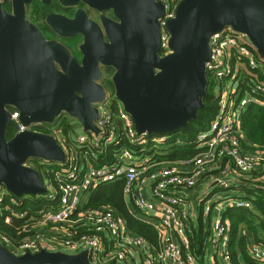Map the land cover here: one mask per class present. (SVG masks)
Returning a JSON list of instances; mask_svg holds the SVG:
<instances>
[{
	"label": "built area",
	"instance_id": "obj_1",
	"mask_svg": "<svg viewBox=\"0 0 264 264\" xmlns=\"http://www.w3.org/2000/svg\"><path fill=\"white\" fill-rule=\"evenodd\" d=\"M157 1L164 5L159 17V53L164 56L172 51L168 23L183 0ZM209 44L206 72L208 87L218 100V113L210 127L197 136L200 152L180 164L168 163L162 154L163 147L170 146L171 136L139 133L115 90L107 91L103 102L94 103L98 133L82 132L74 137L75 128L68 123L70 114L65 111L51 123L25 125L20 112L11 110L15 134L26 130L50 134L62 146L66 158L63 162L27 160L25 165L40 172L46 187V192L35 198L30 194L16 196L5 185L0 187V209L7 211L5 222L11 225L16 219L23 220L19 229L27 235L14 242L7 234H0V242L18 256L42 249L70 255L86 251L90 264H200L187 225L185 193L220 160L231 161L240 174L251 172L264 160V150L245 143L242 127L244 112L251 105L264 106V56L246 33L231 26L214 33ZM181 165L190 169H181ZM227 171L221 170L222 174ZM214 179L215 186L232 185L225 176ZM117 181L123 183L124 195L140 219L156 229L157 244L134 232L125 216L111 205L83 204L87 193ZM28 198L45 203L37 209H21ZM231 204L252 208V202L243 198ZM211 209L207 205L205 212L209 214ZM230 242L229 223L216 220L204 242L208 245L205 264H220L219 258L225 264H234ZM250 254L264 263V245H253Z\"/></svg>",
	"mask_w": 264,
	"mask_h": 264
},
{
	"label": "water",
	"instance_id": "obj_2",
	"mask_svg": "<svg viewBox=\"0 0 264 264\" xmlns=\"http://www.w3.org/2000/svg\"><path fill=\"white\" fill-rule=\"evenodd\" d=\"M51 0H41L47 4ZM84 1L113 8L120 23L109 27L111 43H103L97 25L82 13L75 19L58 14L49 22L66 32L81 31L82 65L57 44L46 40L27 19L32 0H0V187L16 196L46 192L40 172L25 163L30 158L65 161L54 136L26 130L8 138L11 108L20 121L51 123L61 112L82 122L83 132L98 133V110L105 100L98 62L116 68L113 83L118 99L132 115L139 133L170 134L186 128L205 106L208 93L206 62L211 36L231 26L246 33L264 56V0H183L168 23L171 52L160 56L159 17L164 5L157 0ZM10 2L12 9H5ZM54 59L64 72L57 71ZM0 264H90L87 252L70 255L42 249L15 255L0 242Z\"/></svg>",
	"mask_w": 264,
	"mask_h": 264
},
{
	"label": "trees",
	"instance_id": "obj_3",
	"mask_svg": "<svg viewBox=\"0 0 264 264\" xmlns=\"http://www.w3.org/2000/svg\"><path fill=\"white\" fill-rule=\"evenodd\" d=\"M4 7L7 10L12 9L10 2L4 3ZM58 0H51L49 3L45 4L40 0H33L32 3L27 5L29 17L33 20L36 18H45L50 13L59 8ZM36 15V16H35ZM207 95L205 97V106L203 109L198 111V117L195 120H191L186 128H181L176 130L169 135L170 146L179 147L178 151L173 154L164 155L168 160H182L188 159L195 156L200 150L197 148V136L200 132L206 131L213 119L218 113V100L212 93L210 87L207 88ZM15 108H12L13 111ZM242 127L245 133V143H258L264 144V106H251L248 111L243 115ZM16 123L12 121L8 128L6 135L11 138L15 135ZM256 142V143H255ZM173 147V148H175ZM220 166V170L229 166L234 167L233 163L227 159L220 160L217 163ZM237 177V181L242 185L245 191L246 198L252 202L253 208L232 206L228 207L224 211V219L229 220L231 223V235L235 238L239 226L244 223L247 226L248 232L253 240L264 245V179H259L264 177V160L260 165H258L254 170L247 174H241ZM36 195H33L35 198ZM28 198L25 200L24 206L21 209L35 208L41 206L45 203L44 200ZM38 201V204H33ZM90 206H99L102 204L111 205L118 211H122L129 223V226L134 229L137 233L142 234L154 241L156 238V232L152 225L146 223L139 218L135 217L132 213L128 211L123 200V185L117 184L113 187L102 186L98 187L92 196L90 197ZM121 212V213H122ZM7 211L5 209H0V234H7L12 238V241L18 242L19 240L26 237L25 232L20 231L21 225L24 223L23 220H17L9 225L5 222V215ZM193 248L196 253L202 250L204 242L206 240V233L203 229L199 231L195 230L192 234ZM231 240V245H233L234 240ZM243 241V242H242ZM245 238L243 237L239 243L240 246L243 245ZM196 247V248H195ZM242 251L244 252V258L248 264H264L252 257L247 255L245 248L242 246ZM233 249V247H232ZM236 254V250H232ZM236 264H239L236 262Z\"/></svg>",
	"mask_w": 264,
	"mask_h": 264
},
{
	"label": "crops",
	"instance_id": "obj_4",
	"mask_svg": "<svg viewBox=\"0 0 264 264\" xmlns=\"http://www.w3.org/2000/svg\"><path fill=\"white\" fill-rule=\"evenodd\" d=\"M255 105L258 106L259 104H253L251 106H255ZM261 106H263V105H261ZM248 109L244 112V114L248 111ZM250 144H254V143L252 142ZM172 145L173 144H171V146H168L165 148L163 147L162 150H164L165 152H163L162 154H165V155L166 154H173L179 150L178 149L179 147H175L176 144L174 146H172ZM173 147H175V148H173ZM197 148L200 150V148L198 147V144H197ZM248 148H251L250 151L252 150V147H248ZM166 159H168V158H166ZM180 161H182V160H168V163L180 164L179 163ZM181 169L188 170V169H190V167L181 165ZM223 169H225V168H223ZM226 169H228V171L225 174H222V172L220 170V166L218 164H216L215 168H212L209 173H207L201 179H199L197 186L194 189L185 193L184 202H185V204L188 208V211H189V219L187 220V225L189 226V228H191L192 233L195 230L199 231L200 229H203V232L206 233V236H209L212 233L214 222L216 220H222V221H227L229 223L230 235H231V230H232L231 223L229 220L224 219L223 213L228 207L235 206L234 204L233 205L231 204V202L235 201V200H229L227 203H225L223 200H225L226 198L216 197L215 202H213L212 199L218 193L217 190L239 191L241 195H245V191H244V188L242 187V185L237 181V177H240L239 175H241L237 171V169H235V167H231V166H229V168L226 167ZM217 176H221V177L225 176L226 178L231 180L232 185L228 188H224V187L217 186V185L215 186L214 185V183H215L214 178ZM262 179H264V177H262ZM117 184L123 185V183L121 181H117V182L109 183V184L102 185V186L113 187ZM102 186H99V187H102ZM94 191L90 192V196L88 197L87 202H86L87 205H89L88 203H89L90 197L92 196ZM240 198H243V197H240ZM243 199H246V198H243ZM123 200L125 202L126 207L128 208V211L130 213H132L135 217L140 219L139 213L136 212V210L133 208L131 202L125 197L124 192H123ZM246 200H248V199H246ZM212 202H213V204H212ZM207 205H211V207H212L209 214H207L205 212ZM252 208H253V205H252ZM122 214L125 216V214L123 212H122ZM142 221H144V220H142ZM144 222L149 223L147 221H144ZM149 224L152 225L151 223H149ZM128 225H129V223H128ZM132 230L134 232H136L134 229H132ZM154 230L156 232L155 228H154ZM243 237L245 238V241H244L242 246L245 248L244 249L245 252H247V255L250 257H252L250 252H251L253 245L258 244L250 236L248 229H247V226L244 223H242L237 230L235 238H233L231 235V240H232V238L234 240L233 245H231V242L229 245V249H230V252L232 254L234 264H236V262L239 264H248V262L244 258V252L242 251V248H241L242 246L239 245V243ZM149 241L153 244L158 243L157 232H156L155 240L152 241L149 239ZM232 247H233V249H232ZM207 248H208V245H206L204 243V246H202V250L197 253L199 256L198 261L200 262V264L207 263L206 258L204 259V256L207 253ZM232 250H236L237 251L236 254H234V252ZM209 254H210V252L208 253V255ZM218 260H219L220 264H225L223 262V259L219 258Z\"/></svg>",
	"mask_w": 264,
	"mask_h": 264
},
{
	"label": "flooded vegetation",
	"instance_id": "obj_5",
	"mask_svg": "<svg viewBox=\"0 0 264 264\" xmlns=\"http://www.w3.org/2000/svg\"><path fill=\"white\" fill-rule=\"evenodd\" d=\"M58 2L59 9L53 11L45 18H36L33 20L29 17L27 9V19L39 28L47 41L61 46L70 53L80 65H82L84 58L82 45L85 42V35L81 31L66 32L59 29L49 22V16L52 14H58L67 19H75L79 17V13H82L87 19L93 21L97 25L101 32L103 43H111L107 29H109L112 24L120 23L121 21L117 17L113 8H98L91 6L84 1H80L76 4H66L65 2H60V0H58ZM54 64L57 71L64 72L62 66H60L56 59H54ZM98 66L101 75L99 79L95 80V82L104 88L106 96L107 91L115 90L112 79L116 72V68L112 65L103 64L101 61L98 62Z\"/></svg>",
	"mask_w": 264,
	"mask_h": 264
},
{
	"label": "rangeland",
	"instance_id": "obj_6",
	"mask_svg": "<svg viewBox=\"0 0 264 264\" xmlns=\"http://www.w3.org/2000/svg\"><path fill=\"white\" fill-rule=\"evenodd\" d=\"M68 123H70L75 128V132H74V135H73L74 137L77 134H81L83 132L82 131V129H83L82 122L78 118H76L74 116H70ZM67 129H68V127L64 128L66 134L69 133V130H67ZM203 132H205V131H203ZM256 144L259 146V149L264 150V144H258V143H256ZM262 177L259 178V179H262ZM217 191H218V193L212 199L213 202H215L216 197H218V198H226L225 200H223L225 203H227L229 200H237L240 197H246V195H241L239 191H233V190H228V191H226V190L225 191L224 190H217ZM89 196H90V193H87L84 196L83 204H86L87 199H88ZM213 202H212V204H213Z\"/></svg>",
	"mask_w": 264,
	"mask_h": 264
}]
</instances>
